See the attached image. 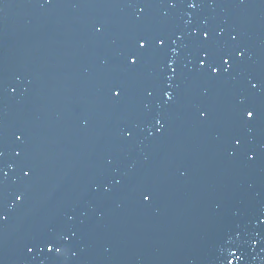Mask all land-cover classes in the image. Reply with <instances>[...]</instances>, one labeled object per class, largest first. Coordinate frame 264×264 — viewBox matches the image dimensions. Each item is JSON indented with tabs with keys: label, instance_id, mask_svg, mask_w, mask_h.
<instances>
[{
	"label": "water",
	"instance_id": "water-1",
	"mask_svg": "<svg viewBox=\"0 0 264 264\" xmlns=\"http://www.w3.org/2000/svg\"><path fill=\"white\" fill-rule=\"evenodd\" d=\"M188 2L0 0V264H264V0Z\"/></svg>",
	"mask_w": 264,
	"mask_h": 264
},
{
	"label": "snow or ice",
	"instance_id": "snow-or-ice-1",
	"mask_svg": "<svg viewBox=\"0 0 264 264\" xmlns=\"http://www.w3.org/2000/svg\"><path fill=\"white\" fill-rule=\"evenodd\" d=\"M188 6L189 7H195L196 4H195L194 0H189ZM204 35L208 36L209 33L205 32ZM152 40H155V43L157 45H162L164 43V39L163 38L139 37L138 40H137V43L139 45V49L137 51L133 52V53H130V55L127 58L129 60H132L133 63H139L141 55H142L140 49H144L146 47H150ZM235 56L237 58H242V56H243L242 50L241 51H236L235 52ZM216 59H220L222 61V63L219 65V67L223 68L224 71H227L228 69L225 66L229 64L230 60H232V55L229 54L228 52H224L219 57H217L216 55H211L210 54L208 63L210 64L212 62H215ZM199 63L203 65V64L206 63V61L200 60ZM211 73L219 75L220 73L218 71V67H211ZM256 86L257 85H255V84L252 85L253 88H255ZM118 87L119 86H116L113 89V92H114L115 95H119V92L116 90ZM163 95L165 97H168L169 99H171V94L168 91H164ZM201 115L203 116L204 113L201 112ZM240 115L244 119H255V110L253 108H251V107L241 108L240 109ZM157 123H159V121H157ZM237 143H239L238 140H237ZM21 198L22 197L20 195H17L15 197V199L18 200V201L21 200ZM143 199L147 201L149 199V196L148 195H144ZM2 218L3 217H0V219H2ZM254 243H255V241H254ZM46 248H47V251L50 252V253L53 252V251L56 252V253H60L62 251L61 248L56 247L52 241H48L46 243ZM31 250L32 249H29V251H31Z\"/></svg>",
	"mask_w": 264,
	"mask_h": 264
}]
</instances>
